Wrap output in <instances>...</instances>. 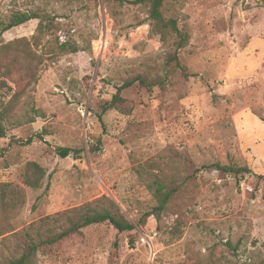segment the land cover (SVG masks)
Listing matches in <instances>:
<instances>
[{
	"label": "rangeland",
	"instance_id": "obj_1",
	"mask_svg": "<svg viewBox=\"0 0 264 264\" xmlns=\"http://www.w3.org/2000/svg\"><path fill=\"white\" fill-rule=\"evenodd\" d=\"M132 1L0 0V23L40 17L0 36V264L89 208L133 230L89 226L31 264H264V0H167L179 50Z\"/></svg>",
	"mask_w": 264,
	"mask_h": 264
},
{
	"label": "trees",
	"instance_id": "obj_2",
	"mask_svg": "<svg viewBox=\"0 0 264 264\" xmlns=\"http://www.w3.org/2000/svg\"><path fill=\"white\" fill-rule=\"evenodd\" d=\"M167 0H134L130 2L131 4L140 5L147 8L148 13V19L150 20V34L159 36L160 41L165 45L168 41V39L171 36H175L177 40H175V50L182 49L185 47L188 43V34L186 32H181L177 28V22L175 19L168 18L166 19L163 15V9L165 2ZM34 19H40L39 16L33 13H17L11 16V18L8 20V22L0 23V36L2 33L20 26L30 20ZM40 32L43 31V25L40 22L37 27ZM63 50V48H60ZM172 60L175 62V65L177 67H180L178 64L177 57L174 55L172 57ZM130 84L126 83L123 86L117 88L116 93L113 95L110 102L104 104L101 107V114H104L106 111L112 110V109H118V107L124 102V100L121 98L120 94L121 91L128 87ZM5 113V111L3 112ZM3 113H1L3 115ZM2 115H0V137H5L3 127L1 125L2 121ZM31 139H28L26 141V144L31 143ZM71 153L78 154V152L70 150L68 148H58L56 149V154L60 158H66ZM31 166L35 169V172L37 174V177L35 180H29L26 181V184L30 186L31 188H36L38 185V180H40L43 176V170L40 169L35 164H31ZM216 169L223 170L225 172H243V170H233L232 168H222L218 165L215 166ZM154 198L156 200V206L153 208L154 214H159L162 212L165 207L168 205L169 200L171 198V193L166 191L164 187L161 184L155 185V191ZM89 211L82 216L79 217V219L72 223L67 229H64L62 232L53 234L52 236L47 237L46 239L39 242V244L30 242L27 245V252L22 253L18 258L12 259L8 262V264H31V259L37 252L40 244L44 246H50L54 243H57L59 241H62L63 239H66L72 235L78 234L81 229L93 226V225H99L107 223L110 226H112L118 233L123 232H129L133 230V226L126 221H124L121 218H118L117 216L111 214L106 209H88Z\"/></svg>",
	"mask_w": 264,
	"mask_h": 264
}]
</instances>
